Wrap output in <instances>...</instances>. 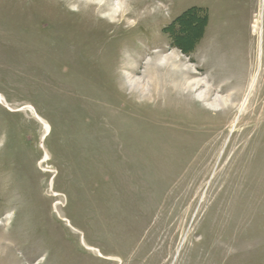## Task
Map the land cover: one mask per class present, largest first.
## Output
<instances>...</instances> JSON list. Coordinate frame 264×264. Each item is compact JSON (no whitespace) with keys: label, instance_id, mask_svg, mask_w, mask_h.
Instances as JSON below:
<instances>
[{"label":"rangeland","instance_id":"1","mask_svg":"<svg viewBox=\"0 0 264 264\" xmlns=\"http://www.w3.org/2000/svg\"><path fill=\"white\" fill-rule=\"evenodd\" d=\"M98 4L0 0V264H264V2Z\"/></svg>","mask_w":264,"mask_h":264},{"label":"bare ground","instance_id":"2","mask_svg":"<svg viewBox=\"0 0 264 264\" xmlns=\"http://www.w3.org/2000/svg\"><path fill=\"white\" fill-rule=\"evenodd\" d=\"M99 1H100V4H98L99 10H101L102 12L106 11V10H109L108 15L111 18H114V15L120 9H122V7L124 6V3L126 2V0H99ZM261 2H264V0H261ZM253 31H255L258 34V36H259V56H258L259 63H258V66H257L256 70L254 71V73H253V75L251 77V80L249 82L248 90H247L246 97H245V101H244V103L241 106L242 109L247 104L249 95L251 94V92L253 91L255 86L257 85V82H258V79H259V75H260L261 66H262L261 65V61H262V55H263V42H264V8L263 7L260 8L259 13L255 17L254 24H253ZM177 58H178V56H177V54L175 52H172L169 55H164V56L161 57V59L164 62L171 63L172 66H175V67L177 66V63H176V59ZM166 63H164V64H166ZM180 72H182V71H180ZM155 75H157V74H155ZM179 76H181V75H179ZM201 81L202 80H199V79H195L193 81H189V82H187V87H189V88H191V90H193L192 89L194 87L193 85L199 86L201 84ZM261 81H262V79H261ZM131 82L134 84L135 87L143 86V84L140 82V79H134ZM4 99L5 98L0 94V100L3 101ZM31 109H32V112L34 114L38 115V113H37V111H36V109L34 107H32Z\"/></svg>","mask_w":264,"mask_h":264},{"label":"trees","instance_id":"3","mask_svg":"<svg viewBox=\"0 0 264 264\" xmlns=\"http://www.w3.org/2000/svg\"><path fill=\"white\" fill-rule=\"evenodd\" d=\"M181 17H182V15L179 16L178 19H177V22H178L179 24H181V21H180V20H181Z\"/></svg>","mask_w":264,"mask_h":264}]
</instances>
